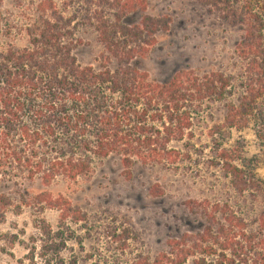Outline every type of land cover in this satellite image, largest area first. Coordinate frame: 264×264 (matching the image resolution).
I'll return each instance as SVG.
<instances>
[{"label":"trees","instance_id":"16d2710c","mask_svg":"<svg viewBox=\"0 0 264 264\" xmlns=\"http://www.w3.org/2000/svg\"><path fill=\"white\" fill-rule=\"evenodd\" d=\"M194 1L242 31L236 53L245 74L237 83L241 93L227 104L225 125L243 127L258 119L264 132V0ZM147 7V0L87 1L84 18L104 46L102 67L96 70L82 66L74 53L79 45L74 17L52 0L39 4L38 19L28 29L29 45L8 49L0 60V175L16 163L30 177L41 174L50 184L59 176L75 180L88 173L89 154L120 155L128 174L137 162L181 158L173 143L192 136L194 114L205 102L234 94L235 78L181 69L161 82L136 67L134 61L145 57L172 23L168 15L147 13L137 23L125 22ZM222 153L238 191L254 187L251 174L228 162L227 149ZM39 199L82 217L63 197L44 192ZM10 205L12 198L0 192V217ZM188 205L192 211L199 206L195 201ZM204 211L207 224L201 231L170 239L168 251L135 264H264V205L255 230L228 203Z\"/></svg>","mask_w":264,"mask_h":264},{"label":"rangeland","instance_id":"374dc122","mask_svg":"<svg viewBox=\"0 0 264 264\" xmlns=\"http://www.w3.org/2000/svg\"><path fill=\"white\" fill-rule=\"evenodd\" d=\"M43 1L0 0V60L8 49L29 45L28 29L36 23ZM52 1L74 17L78 62L101 69L104 46L84 18L88 0ZM147 5L146 12L139 9L125 22L137 23L147 13L168 15L172 23L157 35L150 52L134 61L135 66L161 82L181 69L201 75L220 71L235 78L234 94L207 101L196 110L192 136L173 143L181 152L175 163L137 162L128 174L120 155L89 154L88 173L75 180L59 176L50 184L41 174L30 177L13 163L0 175V192L12 198L0 217V264H135L140 258L154 259L169 250L170 239L201 231L207 224L201 211L216 203L230 204L250 229H256L264 205L262 121L225 125L227 104L241 93L237 83L245 74L236 53L242 31L194 0H147ZM224 149L228 162L251 174L254 187L238 191L225 169ZM44 192L53 199H67L82 217L41 202ZM189 201L199 206L192 211Z\"/></svg>","mask_w":264,"mask_h":264}]
</instances>
